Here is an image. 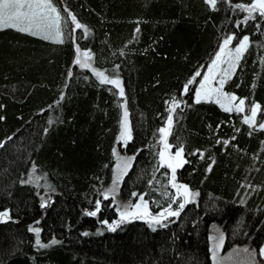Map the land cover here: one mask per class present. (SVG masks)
I'll return each mask as SVG.
<instances>
[{
  "label": "trees",
  "instance_id": "trees-1",
  "mask_svg": "<svg viewBox=\"0 0 264 264\" xmlns=\"http://www.w3.org/2000/svg\"><path fill=\"white\" fill-rule=\"evenodd\" d=\"M252 2L52 0L83 26L77 36L58 43L0 30V213L8 215L0 220V264H211L215 227L224 246L263 243L264 129L193 99L225 35L234 43L248 36L223 91L257 103L264 119V15L235 7ZM77 47L120 81L123 96L90 68L78 69ZM173 98L180 104L169 126ZM124 108L131 131L123 145ZM163 141L182 149L175 184L189 189L183 209L173 172L160 162ZM116 148L131 157L120 205L141 195L151 212L170 206L179 215L103 224L117 217L112 197L104 199ZM97 201V215H88Z\"/></svg>",
  "mask_w": 264,
  "mask_h": 264
},
{
  "label": "rangeland",
  "instance_id": "rangeland-1",
  "mask_svg": "<svg viewBox=\"0 0 264 264\" xmlns=\"http://www.w3.org/2000/svg\"><path fill=\"white\" fill-rule=\"evenodd\" d=\"M52 3V0H51ZM253 3V2H252ZM52 5L57 9V7L52 3ZM216 7V6H215ZM243 10V9H242ZM61 20H60V31L62 32V39H66L69 38V36L71 35H78V28L75 27V24L72 21V14L70 15L69 12H66V14L64 12H61L57 9ZM49 15L54 16V14L49 13ZM77 22V21H76ZM50 31L52 32L53 36L55 35V27H53L52 29H50ZM38 37H41V35H35ZM245 36H243L240 40H238L236 43L233 42V38L234 35L232 33L225 35L224 39L221 41V43L219 44L217 50L214 52V54L212 55L209 63L207 64L206 68L204 69L203 73H201L200 77L197 79L196 82V86H195V91H194V95H193V99L195 101L196 100V93L199 90L201 93V98L200 100H211V101H215L217 103V100H219V105L221 106L222 104L225 107H231L232 111H237L236 107L239 104V100L243 99V98H238L237 96L233 95V94H228L225 93L223 91V86L221 87L220 85V81L224 80V83L230 78V76L232 75L237 62L239 61L242 53L244 52L245 49H242L241 53H239V58L237 59V53H236V48L239 47L240 42L243 40ZM248 37V36H247ZM230 38V42L225 46L224 45V41L226 39ZM49 41H53V39H46ZM248 44V42H247ZM224 49V51L221 53V49ZM77 49H79V52L77 51ZM76 49V53L77 56L80 57L81 63H87L89 65V67H81L80 64L76 63V66L78 67V69L83 70L86 68H90L92 71L93 69H95V67L93 68L92 66V61H91V56L90 53L88 51H81V49L79 47H77ZM84 53H88L90 56V59L88 57H86L84 55ZM217 54L220 55V60L216 61L215 66H213V61L216 60V56ZM230 65H234L233 67H230ZM211 68V72H209V69ZM97 70V69H95ZM99 72H103V71H99ZM228 73V75L226 76L225 73ZM104 73V72H103ZM105 76H107L109 78V76L104 73ZM207 76L209 77V79L207 81H204V77ZM117 79V78H116ZM113 80V79H112ZM118 80V79H117ZM205 84V87L203 89L200 88V84L201 83ZM223 83V85H224ZM231 96H235L237 99L235 101H231L230 97ZM245 101L244 105L242 106L244 108L243 112H239L242 116L243 119L245 118V116H248L250 119L251 117V112L250 109L253 108L254 106L258 105L257 103H248L247 100L243 99ZM223 108V107H222ZM224 109V108H223ZM125 108L123 109V118L121 121V126H120V131L118 134V141L120 144H125V142L130 138V125H129V120L127 118V122H126V134L124 136V138H121V132H122V124L124 123V112H125ZM259 112V108H257L256 111V116L254 117L255 123L252 126L255 127H259V124L264 123V119H257V115ZM164 134L162 133V136ZM164 138V136L162 137ZM166 142V141H165ZM165 142L163 141L162 143V150L160 151V162L167 164L168 166L171 165L172 168H178L180 167V165L183 162V157L182 155L180 157H176L175 153L176 151H173L170 146L168 145V147H165ZM161 154H163V157L161 156ZM131 164V157H129L126 154H123L120 152V150L118 148H116L114 150V162H113V167H112V182L110 187H108V189L105 191V193H107L109 196L112 197V201H114V207H115V211L117 213V217L114 218L111 221L108 220H104L107 223H104L105 225L108 226L109 229H113L114 227H117L120 223L122 222H127L133 219L136 220H145L147 222H150L151 224H158L161 223L162 221H164L165 219H168L169 217H171L172 215H168L165 212V209H171V211H178L179 210H175L172 209L170 206H167L166 208L160 209L158 212L153 213L149 210V207L147 205V215L144 214V208L143 206L139 209L136 210L134 209L132 206L137 204V203H142L140 201V196L137 197L136 201L134 203H127V204H123L120 205L121 203L119 202V200L116 199V194L119 191V186L121 183V180L124 176L125 173H127L129 166ZM180 185V184H177ZM176 194L177 196H181L183 198V203H185V200H187V202L190 199V195H187V197L184 194V190L181 189H177L176 188ZM104 193V194H105ZM144 202H146L145 199H143ZM130 202V201H129ZM100 208V205H99ZM125 208L128 209L129 212L132 213V215L126 217L125 219H121L120 213L122 211L125 210ZM5 213V212H3ZM163 213V215H161ZM2 214V213H0ZM153 217H155L156 219H153ZM8 218L7 216H3L0 215V220L2 219H6ZM109 225H112V227L110 228ZM210 246H211V264H261L259 262V259H263L264 260V255L261 254V250H264V241L262 244H260V246L256 249H252L249 245L245 244H237L235 243L234 245L230 246H224L225 244V239L223 236V233L221 231V229L219 227H215L213 232L211 233L210 237ZM243 240V238H240Z\"/></svg>",
  "mask_w": 264,
  "mask_h": 264
},
{
  "label": "snow or ice",
  "instance_id": "snow-or-ice-1",
  "mask_svg": "<svg viewBox=\"0 0 264 264\" xmlns=\"http://www.w3.org/2000/svg\"><path fill=\"white\" fill-rule=\"evenodd\" d=\"M206 3H208L212 8H215L217 0H205ZM236 8L245 9L249 13H252L254 11L259 10L261 15H264V0H253V3L248 5L246 8L244 5L237 4L235 5ZM49 13L54 14V16L49 15ZM71 15V14H70ZM72 21L75 24L76 28H82L83 26L80 25L78 22H76L75 16H72ZM60 20L61 17L57 11V9L52 5L51 0H0V30L6 29V28H14L17 31L20 32H27L31 35H41L44 39H53L54 42L62 43V32L60 31ZM55 27V35L53 36L50 29ZM139 31V29H137ZM85 32H87V29H85ZM230 42V38L226 39L224 41V45L226 46ZM248 37L245 36L243 40L240 42L239 47L236 48L237 53V59L239 58V53H241L242 49H245L247 47ZM79 52V49H77ZM224 51V49H221V53ZM86 57L90 59V56L88 53H84ZM220 60V55L217 54L216 60L213 61V66H215L216 61ZM75 63L80 64L81 67H89V65L85 63H81L80 57L77 56V59ZM230 67L234 68V65H230ZM95 75H97L98 78H100L101 83H109L112 85H115L120 89V96L124 95L123 88L120 86L119 80H110L107 76L104 75L103 72H99L98 70L93 69ZM209 72H211V68L209 69ZM196 75H199V73H196ZM225 75L227 76L228 73L226 72ZM209 77L205 76L204 81H207ZM193 83L192 80L188 82V84ZM224 80L220 81L221 87L223 86ZM205 87V84L202 82L200 84V88L203 89ZM188 85L186 84L184 86V91L187 92ZM201 93L198 90L196 93V100L197 102H200ZM63 99V97H61ZM237 98L235 96H231L230 100L235 101ZM217 103H219V100H217ZM245 101L243 99L239 100V104L236 107V110L239 112H243L244 108L242 107L244 105ZM180 102L177 101L175 98H173V102L170 106V114L167 119V123L169 126L172 124V114L177 107H179ZM221 107L224 108L225 111H232L231 107H225L223 104ZM257 108H259V105L254 106L250 109L251 112V119L248 116H245L244 122L249 124L250 126L255 123L254 117L256 116ZM127 111L124 112V123L122 124V132H121V138L123 139L126 134V122H127ZM259 127L261 129H264V123L259 124ZM161 133H166L167 130L165 128L159 129ZM225 144L228 143V141H224ZM165 147L167 148L168 145L165 143ZM182 153V149H178L175 153L176 157H180ZM202 155V154H201ZM163 157V154H161ZM169 167H172L169 165ZM211 169L209 168V171ZM173 176V186L176 187L178 190L183 189L184 194L187 197L189 195V189L186 185H177L175 184V168H172ZM133 195H136L133 193ZM194 195V194H193ZM109 195L107 193L104 194V199H108ZM140 201L142 203H137L133 205L132 207L136 210H139L142 206L144 208V214L147 215V202L143 201V196L140 197ZM187 202V200H185ZM99 205L100 202L97 201L96 211H92L87 213L91 216H96L97 212L99 211ZM184 203L179 204V208L183 209ZM165 212L168 215L176 216L179 215L178 211H171V209H165ZM0 215L7 216V212L2 213ZM132 215L131 212L128 211L127 208H125L124 211L120 213L121 219H125L126 217ZM163 215V213L161 214ZM153 219H156L153 217ZM104 223H107L104 221ZM111 228L112 225H109ZM37 233V240L36 244L41 247H47L48 245H43L40 242L39 239V229H33ZM52 243H56L55 240L52 241ZM261 254L264 255V250H261Z\"/></svg>",
  "mask_w": 264,
  "mask_h": 264
}]
</instances>
